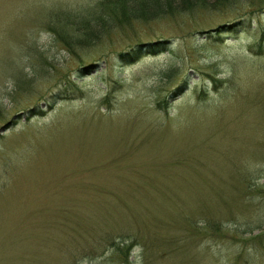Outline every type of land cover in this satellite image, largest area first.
I'll use <instances>...</instances> for the list:
<instances>
[{
    "label": "rangeland",
    "instance_id": "1",
    "mask_svg": "<svg viewBox=\"0 0 264 264\" xmlns=\"http://www.w3.org/2000/svg\"><path fill=\"white\" fill-rule=\"evenodd\" d=\"M131 1L0 0V264H264V0Z\"/></svg>",
    "mask_w": 264,
    "mask_h": 264
},
{
    "label": "trees",
    "instance_id": "2",
    "mask_svg": "<svg viewBox=\"0 0 264 264\" xmlns=\"http://www.w3.org/2000/svg\"><path fill=\"white\" fill-rule=\"evenodd\" d=\"M164 1L163 0H133L131 2L139 3V4L143 5V6H145V5H149L150 6L151 4H154L155 2H161V3H163ZM123 12L126 14V11L125 10H123ZM126 16L117 19L116 15L113 16V14L110 13V16L109 17H106L103 20H100L99 18H97V23L98 22L101 23V24H108L109 23L111 25V24H113L111 22V20L114 19L115 21H113V22H118V27H122V26H124V24H126L128 22H130V23L133 22V20L126 19ZM126 20H127V22H124ZM119 21H121L122 23L119 22ZM262 42H264V33H263V35H262V37L260 39V42L258 43L257 47L259 46L261 48ZM159 45L160 44H152L151 43V45L148 46L149 49L147 51H142L141 48H138L137 50L132 51L131 54L121 55V58L124 59V60L126 59V60H129L131 62H135V61H137L141 57V55L142 56H146V55H156V54H159L160 53V47H159Z\"/></svg>",
    "mask_w": 264,
    "mask_h": 264
}]
</instances>
